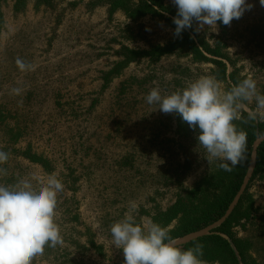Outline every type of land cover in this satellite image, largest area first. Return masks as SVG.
<instances>
[{"label": "rangeland", "instance_id": "374dc122", "mask_svg": "<svg viewBox=\"0 0 264 264\" xmlns=\"http://www.w3.org/2000/svg\"><path fill=\"white\" fill-rule=\"evenodd\" d=\"M160 1L164 8L153 12L142 0H26L20 9L15 0L0 2V109L22 115L28 125L27 134L11 146L0 132V151L9 153L0 165L7 169L0 183L29 180L39 187L55 174L64 185L55 218L63 244L46 246L32 264H124L110 226L124 218L130 202L138 206L137 223L145 226L218 168V161L208 164L205 158L199 129L149 105L150 90L167 95L201 76H213L227 91L252 77L264 94V7L259 0H247L253 8L230 25L218 21L216 30L189 29L196 42L218 53L197 59L157 51L176 38L167 19L173 20L177 7L172 0ZM17 58L34 70L21 72ZM14 87L22 94H11ZM254 108L255 101L241 112ZM28 145L50 161V170L20 155ZM252 169L253 164L229 213L247 186L249 216L232 231L249 240L253 257L264 264V178L250 181ZM213 224L192 238L219 233L221 223ZM186 237L176 240L182 244Z\"/></svg>", "mask_w": 264, "mask_h": 264}, {"label": "clouds", "instance_id": "9594fccd", "mask_svg": "<svg viewBox=\"0 0 264 264\" xmlns=\"http://www.w3.org/2000/svg\"><path fill=\"white\" fill-rule=\"evenodd\" d=\"M177 7L174 36L181 37L184 30L199 33L205 26L217 22L230 25L240 19L254 5L247 0H172ZM264 7V0H259ZM195 24V28L193 27ZM21 72L33 71L31 63L17 58ZM23 89L14 87L11 94L21 95ZM255 101V108L241 116L246 104ZM149 105H158L165 114H178L190 129H199L198 143L206 151L209 163L218 161V167L231 172L245 159L247 133L234 121H264V94L257 83L248 77L222 91L213 76H201L183 89L161 95L153 88L146 96ZM9 159V153L0 151V165ZM7 169L0 167V176ZM64 185L55 174L46 182L34 187L29 180L14 185L0 183V264H32L35 257L43 255L45 247L63 244L58 224L55 222L58 194ZM138 206L130 202L124 218L110 226L113 245L123 249L124 264H207L201 259L203 245L184 249L168 229L149 220L145 226L137 223Z\"/></svg>", "mask_w": 264, "mask_h": 264}, {"label": "trees", "instance_id": "16d2710c", "mask_svg": "<svg viewBox=\"0 0 264 264\" xmlns=\"http://www.w3.org/2000/svg\"><path fill=\"white\" fill-rule=\"evenodd\" d=\"M25 1L15 0V9H20L25 4ZM142 4L149 8L151 12L155 11L154 8L160 10L164 8L160 0H142ZM167 20L173 23V20L169 18ZM188 31L189 29L184 30L181 37L175 36V40L170 41L164 48L158 47L157 51L175 50L178 54L182 52L191 54L195 59L198 57L206 58L203 53L213 56L218 55L215 49H211L206 42H196ZM214 62L224 67L221 61L214 60ZM7 114L6 110L0 109V132L4 138L3 142L11 146L17 144L27 134L28 125L22 119V115H18V113H15V115ZM241 116L246 118L247 113L242 111ZM8 119H15V121L13 124H8ZM234 123L247 133V150L245 159L241 164L231 172L223 171L218 167L210 175L198 182L195 187L178 194L175 202L169 208L158 210L154 214L152 222L167 228L173 238H184L190 234L200 232L221 220L239 195L253 159L250 181L264 178V121L257 120L245 123L242 119L234 121ZM258 139L260 141L255 145ZM19 152L22 157L40 164L46 171L51 169L50 161L43 154L32 151L29 145ZM178 165L183 166L179 162ZM247 197L246 186L232 211L216 229L221 235L219 233L199 235L180 245L187 249L194 247L196 244H202L203 256L201 259L204 261H218L219 264H258L252 255V245L249 240L238 237L232 231L242 218H248L249 216V206L244 205ZM173 222L175 224L170 228ZM222 234L226 235L231 242Z\"/></svg>", "mask_w": 264, "mask_h": 264}, {"label": "water", "instance_id": "95a60500", "mask_svg": "<svg viewBox=\"0 0 264 264\" xmlns=\"http://www.w3.org/2000/svg\"><path fill=\"white\" fill-rule=\"evenodd\" d=\"M253 162H254V159H253ZM253 162H252V164H253ZM231 208V207H230ZM229 208V209H230ZM228 214H229V210H228V212L226 213V215L221 219V220H219V221H217V222H215L213 225H217V224H220L227 216H228ZM199 235V234H198ZM192 237H194V234H192V235H190V236H187L185 239H182V240H189V238H192ZM186 242V241H185Z\"/></svg>", "mask_w": 264, "mask_h": 264}]
</instances>
